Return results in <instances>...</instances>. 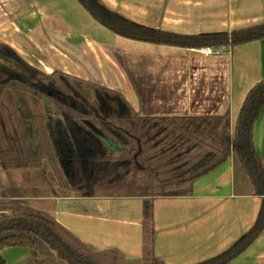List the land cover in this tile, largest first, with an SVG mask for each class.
<instances>
[{
	"label": "crops",
	"instance_id": "obj_1",
	"mask_svg": "<svg viewBox=\"0 0 264 264\" xmlns=\"http://www.w3.org/2000/svg\"><path fill=\"white\" fill-rule=\"evenodd\" d=\"M100 1L135 22L182 34L264 22V0ZM0 43L41 71H63L120 92L141 116L229 111L234 128L248 91L264 78V38L221 54L137 40L103 25L78 0H0ZM98 134L112 150L123 149ZM253 140L264 158V108ZM93 165L84 176L71 169L70 178H95ZM0 178L3 198L47 210L93 249L117 248L131 261L143 256L146 200L152 205L154 251L166 264H194L223 252L254 225L262 202L234 154L178 194L118 193L113 179L84 192L58 193L62 187L47 161L40 168L0 167ZM112 178L139 177L129 170ZM9 213L0 210V216ZM10 249H17L14 264L37 255L29 247H8L0 252V264H8ZM226 264H264V230Z\"/></svg>",
	"mask_w": 264,
	"mask_h": 264
},
{
	"label": "trees",
	"instance_id": "obj_2",
	"mask_svg": "<svg viewBox=\"0 0 264 264\" xmlns=\"http://www.w3.org/2000/svg\"><path fill=\"white\" fill-rule=\"evenodd\" d=\"M78 1L109 29L137 40L201 48L264 38V22L231 31L182 34L135 22L100 0ZM0 60L9 62L0 61L1 168H40L47 161L61 187L79 191L69 179L75 154L105 164L100 181L141 167L151 185L161 186L158 194L168 195L178 194L234 154L250 178L253 194L262 198L256 222L229 248L194 264H226L263 232L264 158L253 134L264 108V78L248 91L232 128L229 111L221 116H141L120 92L63 71H41L5 43H0ZM12 90L23 97L15 101ZM45 101L58 109L56 119L46 111ZM98 132L123 149L112 150ZM151 187L145 194L157 195ZM2 196L0 192V210L10 213L0 216V252L14 246L37 252L20 264H166L154 251L149 200L144 203L143 256L131 261L117 248L93 249L49 211Z\"/></svg>",
	"mask_w": 264,
	"mask_h": 264
},
{
	"label": "rangeland",
	"instance_id": "obj_3",
	"mask_svg": "<svg viewBox=\"0 0 264 264\" xmlns=\"http://www.w3.org/2000/svg\"><path fill=\"white\" fill-rule=\"evenodd\" d=\"M22 58L26 61V59L22 56ZM1 62H4L5 64L9 63L6 60H0ZM27 62V61H26ZM28 63V62H27ZM45 72V71H44ZM11 96L15 101H19L20 98H22V94H20L17 90H12L11 91ZM18 103V102H17ZM45 108L46 111L50 112L51 114H53V116L55 117V119L57 118V116H59V111L58 109L51 105L48 104L47 101H45ZM223 124V121H221L219 123V125ZM81 156H75V162L72 166V171L74 175L77 176H84V172L86 169L89 170L91 163H93V167L92 170L94 171V173L96 174L95 178H69L70 181L76 183L77 185H79L80 190L81 191H85L88 190L90 186H99L101 185L103 182V184H105V182L108 181L104 180V181H100V175L103 171V168H105V164H103L102 162H99L98 159H93L91 161H86V164H83L82 160H81ZM84 160V159H83ZM52 171V169H51ZM133 174H135L137 177L139 178H113V186H114V190L117 191L118 193H137V192H144V190L149 189L150 191V187H151V192L158 194L160 191V185L159 183L155 182L154 185H151L150 179L146 178L145 174L142 171L141 167H137L136 169H133ZM87 176V175H86ZM58 185H60L59 183H61V181L59 182L58 179L56 178ZM110 180V179H109ZM83 184H87V186H82ZM116 187V188H115ZM86 188V189H85ZM181 190V188H180ZM56 191H58V193H67V191H70L69 189H65V188H56ZM20 250V249H19ZM17 249H10L9 251V255L6 256V261L8 262V264H14L16 263L15 260L17 259V255H16Z\"/></svg>",
	"mask_w": 264,
	"mask_h": 264
},
{
	"label": "built area",
	"instance_id": "obj_4",
	"mask_svg": "<svg viewBox=\"0 0 264 264\" xmlns=\"http://www.w3.org/2000/svg\"><path fill=\"white\" fill-rule=\"evenodd\" d=\"M203 52L210 54H221L231 52L232 46L229 43H221L219 45H209L199 48Z\"/></svg>",
	"mask_w": 264,
	"mask_h": 264
}]
</instances>
